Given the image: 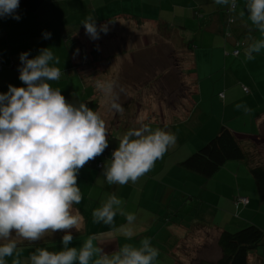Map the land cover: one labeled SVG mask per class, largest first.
Wrapping results in <instances>:
<instances>
[{"label":"crops","instance_id":"1","mask_svg":"<svg viewBox=\"0 0 264 264\" xmlns=\"http://www.w3.org/2000/svg\"><path fill=\"white\" fill-rule=\"evenodd\" d=\"M246 2L236 0V9L230 11L227 6L215 4L214 0H110V4L97 5L95 8L90 4V10H87V0H47L33 13L19 6L17 12L20 20L11 16L0 18V60L4 65L0 70V93L7 92L9 84L25 86L19 79L18 70L11 66L12 63L21 65L20 53L29 52V58H32L39 54V49L46 47L52 48L54 55L59 58L60 63L55 66L65 76L50 83L52 87L60 88L69 102H97L96 82L92 84L94 78H89L85 72L86 67L96 63L99 55L112 59L119 66L122 61L130 63L133 69L134 66H146L150 62L160 65L162 56L156 57L157 61L154 58L156 53L163 54L162 49L166 47L170 53L168 62L171 63L173 58L172 66L174 70H179L180 89L176 93L179 99L175 97L168 100V106L174 107L176 112L172 111V118L169 115L166 119L162 115L160 120L144 118L132 124L129 119L117 116V120L106 123L108 130L112 128L118 133L111 131L117 138L131 126L139 128L141 124H148L153 129L159 126L175 134V144L136 183L109 185L103 172L97 174L84 167L80 169L78 175L82 177L81 180L85 179L80 189L84 201L91 202V211H79L82 216L81 229L71 230L73 240L69 247L79 248L84 239L95 235L97 239L94 244L111 254L125 243L138 246L140 240L148 237L159 251L154 264H188L190 254L181 252L185 242L192 246L200 235L206 240L207 236L214 239L218 230L234 229L250 219L247 208H255L257 201L251 199L254 184L242 166L227 164L207 182L179 165L216 135L221 126L230 129L240 140L249 139L258 143L259 149L264 145V49L254 54V59L245 60V49L251 43L250 37L261 38L247 14L243 17L239 15ZM74 3L80 4V8H72ZM61 6H65L66 10ZM89 15L96 18L98 26L107 25L114 33L127 34L128 29L133 31V27H143L147 31L155 29L160 39L152 45L151 42L140 44L144 55L133 59L131 55L127 57V52L126 56L123 51L116 54V48L110 41H106V45L103 43L99 50H88L84 42L90 38L82 21ZM44 32H50L51 38L44 39ZM228 32L231 36L227 37ZM237 39L244 40L245 47L234 56L232 52ZM71 41L74 42L72 46ZM134 46L137 47L136 44ZM151 46L154 47L151 54H155L149 57ZM120 57L124 59L121 61ZM168 66L165 65L163 70ZM157 68L160 67H155V70ZM139 72L136 70L137 74ZM127 94L129 97V93L119 94V99ZM164 96L167 98L166 93ZM175 99L178 100L174 103ZM237 104L242 107L237 108ZM121 106L129 109V102L125 107L124 104ZM163 110L159 107V111ZM179 112L183 113L176 115ZM187 113H190L191 122L185 121L186 126H175L176 120L185 119ZM193 116L196 123H193ZM112 144L117 148L118 139ZM111 193L123 201L121 207L125 212L135 214L136 220L132 225H128L120 212H117L112 228L93 222V211ZM235 194L250 197L246 208L232 203V195ZM203 206L208 213L198 217L197 212ZM182 209L185 210L183 215L179 214ZM84 214L90 219L85 220ZM122 226L131 228V239L122 234ZM64 234H48L36 241L35 245H32L34 242L19 241V258L27 260L36 247L62 250L61 239ZM259 256L263 257L264 253ZM259 256H253L249 263L260 264ZM14 257L6 258L9 264Z\"/></svg>","mask_w":264,"mask_h":264},{"label":"clouds","instance_id":"2","mask_svg":"<svg viewBox=\"0 0 264 264\" xmlns=\"http://www.w3.org/2000/svg\"><path fill=\"white\" fill-rule=\"evenodd\" d=\"M214 3L236 9V0ZM19 4L20 0H0V18L20 20ZM245 14L261 35L250 37L245 49V60H251L264 49V0H247L239 15ZM82 24L92 40L108 30L91 15ZM43 38L50 39L51 33L44 32ZM19 60V79L25 86L9 84L8 91L0 93V264H9L6 258L14 254L11 264H154L159 251L148 237L138 246L125 243L111 254L94 244L95 235L84 239L79 248L69 247L71 230L80 231L82 223L79 210H74L83 198L78 173L108 148V128L98 111L84 102H69L60 88L52 87L50 82L61 77L55 66L60 60L52 48H41L32 58L22 52ZM95 87L112 110L123 112L115 81L97 80ZM175 142V134L148 124L127 130L104 162L105 181L109 185L136 183ZM122 203L115 193L108 194L93 211V222L112 228L120 212L132 225L136 216L125 212ZM120 231L128 239L133 236L131 228L122 226ZM56 232L66 233L62 250L36 247L27 260L19 258V241L32 243Z\"/></svg>","mask_w":264,"mask_h":264},{"label":"rangeland","instance_id":"3","mask_svg":"<svg viewBox=\"0 0 264 264\" xmlns=\"http://www.w3.org/2000/svg\"><path fill=\"white\" fill-rule=\"evenodd\" d=\"M109 1L110 0H87L88 5L86 9L90 10V8L88 9V6L90 4L93 8L97 7V5L98 6L108 5L110 4ZM61 7L64 11L66 10L65 6H61ZM72 8H80V4L74 3ZM108 28L109 27H107V29ZM132 29L133 31L128 29L129 33L124 34L120 32L114 33V31L111 30V28H109L106 34L101 32L100 38L98 40L89 39L84 43L86 44L88 50L92 48L95 51L96 49L97 50L101 49L103 43H105L106 45V41L108 42L110 41L112 42V46L116 48L115 50L116 54L117 52L123 51L124 56H126L125 52H127L128 54L127 57L129 58V56L131 55L133 59L135 57L138 58L144 55L139 48L140 44L142 45L143 42L144 43L151 42L152 45V43L160 39V36L158 35L155 29L149 31L144 30L143 27H140L138 29H135V27H133ZM134 44H136L137 47L134 46L133 48ZM162 51L163 54L156 53L154 58L157 61L158 59L156 57L162 56L163 61L161 62L160 65L159 64L152 65L150 62L149 64H146V66L137 65V67L134 66L132 69V65L130 63L127 64L125 61H122L124 59L123 57H120V60L123 63H121V65L119 66L118 64L116 65V63L112 59L110 58L106 59L99 55L96 58L95 64L93 63L92 65L86 67L85 73L89 76V78H94L95 80V81L91 80L92 84H94L97 81V79L98 80L100 79L102 81L111 80L116 82L118 86L116 90L119 94L129 93V97H127L128 94L123 97L121 95L122 98L118 100V103L120 105L129 102V106H128L129 109H123V112L121 113L112 110L109 104L105 102L103 94L97 90L98 91L97 102L99 104L98 112L101 114L102 118L105 120L106 123H108V121L112 122L114 120H117L119 117L120 119L123 118L129 119V123L132 124H134V122L136 121H142L144 120V118L154 117L160 120V117L162 115H164L163 117L166 119L169 117V115L171 118L173 117L174 114L173 112H175V108L168 106V100L178 97L176 93L180 89L179 70L177 69L174 70L172 66V63L174 62L173 58H171L172 60L171 63L168 62V56L170 55V53L168 50H166V47L162 49ZM152 52H154L153 46H151L150 48V54H148L149 57L155 54V53L151 54ZM139 60L140 58L138 59V61ZM164 62L167 63L165 64ZM165 65L166 66L170 65V66H168V68H164L163 70V67H165ZM155 67H160L162 69L157 68V70H155ZM136 70H139L140 72L137 74ZM120 89H123V91H120ZM165 93L167 94V98H165L164 96ZM178 99H175L173 102L175 103L176 100ZM159 107L163 108L165 111L164 110L163 112L159 111ZM182 113L183 112H179V114L176 115H181ZM189 114L190 113L186 114L185 119L176 120L174 125L178 126L180 124L179 127L186 126L185 121H190ZM193 123H196L194 116H193ZM259 150L261 154L260 157H262L264 160V145L261 146V149ZM229 163L240 165L242 166V169H244L243 168L244 164L241 162H229ZM225 170L229 172L228 169L225 168ZM202 211L204 213H208L207 208L204 206L201 207L200 212ZM181 212H182L181 214L183 215V213H185V210L183 211L182 209ZM214 236L216 237V235ZM214 239H212V237L210 236H207V240H206V237L200 235L196 244L192 246L189 245L187 242H185L184 245L181 247V252L182 254H186V255L188 253L190 254V260L188 264H197L199 260H208V261L216 260L219 254L218 251L216 250ZM35 244H36L35 242L32 243V245Z\"/></svg>","mask_w":264,"mask_h":264},{"label":"trees","instance_id":"4","mask_svg":"<svg viewBox=\"0 0 264 264\" xmlns=\"http://www.w3.org/2000/svg\"><path fill=\"white\" fill-rule=\"evenodd\" d=\"M45 1L46 0H20L19 6L25 11L33 13L39 10ZM226 36H231V33L228 32ZM73 44L74 42L71 41L70 45L72 46ZM243 47H245L244 40H235L234 51H238V54H240ZM234 51L232 52L233 55ZM0 63V70H2L4 65L1 60ZM11 66L18 70V64L14 65V63H12ZM63 78H65V76L61 74L59 80ZM84 103H87L94 111H98L99 107L96 101L91 100ZM126 105H128V102L124 103L123 107ZM131 128H133V126L129 127V129ZM111 129L108 130V148L105 149L101 156L89 161L84 166V169L89 172L101 174L103 172L104 162L111 157L112 151L116 149L112 142L118 138L116 134L111 133V131L114 130ZM114 132L117 133L115 130ZM257 146L258 143L252 142L249 139L240 140L230 129L221 126L216 135L179 163L180 167L184 170L195 173L209 182L215 177L219 170L227 165V163L241 162L244 164V169L247 171L254 184L252 188L254 192L250 196L251 199H256L257 204L255 208H247L250 219L247 220L244 225L234 229L223 228L218 230L214 239V244L219 254L218 258L213 261L199 260L197 264H250V259L253 256H259L261 253H264V160L260 157V150ZM232 175L235 176L234 173H232ZM81 178L82 177L78 175L77 183L79 187L83 188L85 179L81 180ZM81 193L83 197L82 190ZM251 199L250 197H241L238 194L232 195V203L235 206L241 205L244 208L248 206L249 200ZM90 203L91 202L86 203L84 198H82L81 203L74 205V208H77V210L81 212H84V209L91 211L89 209ZM180 213H182L181 210L179 211V214ZM197 214L198 217L205 215L203 211L197 212ZM83 216L85 220L90 219L87 214ZM259 221L262 222L257 223ZM259 257L260 264H264V256Z\"/></svg>","mask_w":264,"mask_h":264},{"label":"built area","instance_id":"5","mask_svg":"<svg viewBox=\"0 0 264 264\" xmlns=\"http://www.w3.org/2000/svg\"><path fill=\"white\" fill-rule=\"evenodd\" d=\"M238 54V51H234V55H237ZM1 64V63H0ZM20 66V65H19ZM19 68V67H18Z\"/></svg>","mask_w":264,"mask_h":264}]
</instances>
